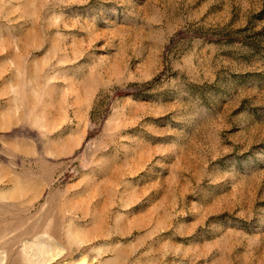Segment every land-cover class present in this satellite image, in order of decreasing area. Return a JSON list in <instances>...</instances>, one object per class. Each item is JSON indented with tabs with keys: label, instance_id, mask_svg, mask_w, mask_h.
I'll use <instances>...</instances> for the list:
<instances>
[{
	"label": "rangeland",
	"instance_id": "374dc122",
	"mask_svg": "<svg viewBox=\"0 0 264 264\" xmlns=\"http://www.w3.org/2000/svg\"><path fill=\"white\" fill-rule=\"evenodd\" d=\"M0 264H264V0H0Z\"/></svg>",
	"mask_w": 264,
	"mask_h": 264
}]
</instances>
